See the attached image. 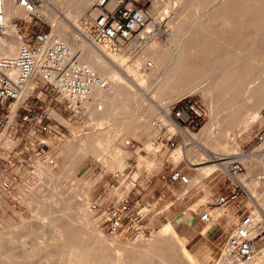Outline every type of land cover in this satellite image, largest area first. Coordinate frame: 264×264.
Listing matches in <instances>:
<instances>
[{
	"label": "bare ground",
	"instance_id": "1",
	"mask_svg": "<svg viewBox=\"0 0 264 264\" xmlns=\"http://www.w3.org/2000/svg\"><path fill=\"white\" fill-rule=\"evenodd\" d=\"M45 1L49 4L53 2L52 7L44 3L42 9L38 8L39 17L49 23L54 36L66 40L73 50L79 51L80 59L105 81L103 87L95 89L83 102L84 109L92 121L91 131L84 135L78 133L75 139H69L62 145V151L71 153L72 158L82 159V156L89 154L96 160L112 166L114 160L117 161L118 152L110 145L111 138L133 130L130 122L137 116H142L144 119L142 121L145 123L151 122L154 117L164 120L168 108L166 104L162 105L163 102L174 101L191 92H197L204 97L210 109V118L195 134L189 133L187 129H178V132L187 140H191L194 148L201 150V161L198 164L209 161L210 157L212 162H215L225 159L219 156L218 151L235 150L233 142L230 140L232 142L230 145L225 144L224 139L233 140L236 128L244 125L249 119H256L258 112L264 106V0H225L228 14L215 15L220 16L219 22L216 23L217 29H213L203 16L218 0H203V4L194 15L190 29L186 31L183 28L186 32L179 37L176 47L171 52H166L167 48L162 49L160 44L152 41L135 57V61L142 62L144 67L148 65L147 57L152 59L148 65L150 74L135 72L136 78L130 77L132 71L125 70L126 67L125 69L119 67L117 71L112 61L108 60L96 43L88 42L79 35L78 40L74 37V31L71 32L76 29L79 16L83 15L95 0ZM116 3L117 0H110L107 7L113 8ZM0 6L2 12L0 56H12L22 42L19 31L13 26L11 19L15 16L24 17L25 14L15 5L14 0H1ZM95 14V12L91 13L92 16ZM152 26L154 27L149 23L140 32L143 37L148 35V41L155 35L148 33ZM186 27L189 28L188 24ZM176 38L175 33H170L169 43L174 42ZM80 40L85 46L79 43ZM148 41H136L131 44H145ZM86 45L89 46L87 51ZM156 73L155 77L152 76ZM147 81H149L147 89L142 88L141 83ZM30 89L31 86L28 85L26 90L30 91ZM150 101L159 103L161 110L157 111L158 109L150 104ZM155 128L158 130L157 127ZM6 131L7 126L0 134V144L9 143ZM204 151L211 156L207 157ZM260 156L264 157V154ZM225 164L226 161H223L210 166L224 170L228 166ZM260 164L257 167L250 159L247 163L248 170L255 167L263 171L264 159ZM202 168L198 167V169ZM236 177L239 179L238 176ZM247 188L252 193L249 194L264 208V193L257 192L248 185ZM86 210L87 207L83 208V212L77 217L82 222V229L88 228L92 223L88 219ZM250 211L252 212V209ZM30 226L33 225H24L15 233L22 236L30 231ZM40 231L41 233L35 238L36 241L31 244L32 251L19 254L11 251L15 238H12V242L5 243L3 241L5 236L1 235L0 255L5 252L8 254L0 264H110L109 258L107 261L100 249L90 247L92 235L87 234L89 233L87 230L86 234L77 230L72 220H53L48 228ZM93 235L95 236L94 233ZM172 235V230L166 227L147 242L141 239L142 236H138L130 243L132 247L123 248L122 251L116 248L112 250L115 260L119 264H198L185 249L180 237L178 238L181 241ZM6 236L12 237L10 233L9 237ZM83 236L85 239L82 238ZM175 240L178 242L177 249L171 248L170 245V242L176 244ZM124 251L132 253L128 255L126 252L125 255ZM221 257L236 262L226 257L224 251ZM238 263L264 264V254L257 255L250 262Z\"/></svg>",
	"mask_w": 264,
	"mask_h": 264
},
{
	"label": "rangeland",
	"instance_id": "2",
	"mask_svg": "<svg viewBox=\"0 0 264 264\" xmlns=\"http://www.w3.org/2000/svg\"><path fill=\"white\" fill-rule=\"evenodd\" d=\"M102 1L103 0L93 1L89 9L87 8L84 14L79 16V18L77 19V27L76 29L74 28L73 30H71V32L74 31V37H76L78 40L79 35L80 38L83 37L84 39H86V41H91L89 40L90 38L88 37V39L84 34L86 30L85 22L93 17L91 15L92 12H95L97 14L98 10L101 7H104L105 4V7L108 8L107 4L110 2V0H106L104 4L100 6L99 4L102 3ZM204 1L125 0L126 4L128 5L143 7L150 12L152 16V20L150 23H152L154 27L152 26L150 32L148 33H152V35H155H153L151 40H149L145 44L137 43L136 45H132L131 43L119 42L115 46H113L104 42H99L96 45H98L102 52L105 53L104 55H106L108 60L112 61L110 62L114 65L117 71H119V67L123 69H125L126 67L125 70L132 71L130 72L131 78H136L135 74L139 71V74H150L148 65H150L152 59L147 57L148 65L144 67L142 62L135 61V57H137V55H139L143 51L144 47L148 46L152 41L160 44V46H162V49L167 48L165 49L166 52H171L176 47V43L179 37L190 29L194 15ZM44 3L48 2L45 0H40V9H42V5ZM51 3L53 4V2H50V4L48 3L50 7H52ZM240 9V11H242V7H240ZM217 13L224 16L228 14L225 0H218L217 3H215L209 9V11L205 12V16H203V19L210 22V26L213 29H217L216 23L219 22L218 20L220 19V16H215ZM211 19H213V21H211ZM36 24L43 29L51 28L49 23H47V21L43 19L42 21H37ZM184 24L186 26L188 24L189 28ZM170 33H175L177 38L174 40V42L169 43L168 36ZM79 43L85 46V43L83 41L80 40ZM86 48L87 49L85 50L87 51L89 49V46L86 45ZM156 75L157 73L153 74L152 76L155 77ZM148 82L149 81L145 82L146 84L143 82L145 85L141 83L142 88L147 89L149 85ZM186 97L195 100L202 111V116L199 119L198 124H193V126H190V128L187 129L189 133L195 134L210 118V109L204 97L200 93L191 92L189 94H186L185 96L175 99L174 101L166 100L162 103V105L166 104L169 110L175 102ZM150 104L154 105V107L158 109L157 111L161 110L159 107V103L150 101ZM158 118L159 117H154L153 120ZM142 120H144L142 116H137L130 122V125L133 126V130H131L129 133H124L121 136L110 139V145L116 148L118 152L117 161L114 160V164L112 166L106 165L102 161L96 160L92 155L89 154L82 156L83 158L81 159L80 157L72 158L71 153L62 151V145H64L67 140L75 139L78 133L84 135L85 133H89L91 131L92 121L86 111L85 116L81 120H76L74 122L63 121V124L67 126L66 133L63 137L60 138L47 139V143L49 145L40 148L43 151H48L46 154H38L40 152V150H38V152L36 153L29 152L27 154L19 156L16 154V152L21 149L20 145L8 156L9 160H11V162L14 163L15 166L8 169L6 174L7 176L11 177L14 182L12 184V190L10 192H6L0 189V236H5V238L3 239L5 243H10L12 242V238H15L16 245L13 244L11 246V251L13 253L19 254L22 252L32 251L31 244L36 241V236L41 233L40 229L42 230L44 228H48L53 220H72L77 227V230H81L82 232H84L85 227L82 229V222L77 217L83 212V208L87 207L86 213L88 219L92 223L88 228H85L84 233L86 234L88 231L89 233L87 234H89L90 236L92 235L89 242L90 247H96V249H100L101 252L105 255L107 261L110 260V264H119L115 260V256L112 250L116 248L122 251L123 248L132 247L130 243L135 241L138 236H121L117 233L113 234L107 231L104 225H99L98 214L94 211L93 208L90 209V203L103 192L106 193V197H111L114 194L115 191L110 188V185H112L113 183L117 184L118 182L115 181L113 175L115 172H120L123 169L125 172H127L126 174L130 175L132 178L138 177V181H144L146 179L147 173H149V177L151 176L150 174H153V176L150 177V181L144 186L142 190V196L143 198L155 201L153 207H145V210H147L148 208H153L152 211L154 213H156L157 211H162L164 208H166L173 200V195H175L176 198H180L178 202H175L176 205L174 206L177 207L184 202V200H181L182 191L189 192V190L192 188L200 189L202 188V186H204L205 178L201 182H196L191 188H188V185L184 186L180 183H175L168 186L165 180L162 179L160 175H155L156 172L160 168H164L167 163L174 164L179 168H182L183 171L187 173L189 178H191L192 180V176L195 175L196 168L198 167L206 165L210 166L213 163H221L223 161H226V166L229 160L237 159L243 165L241 174L237 175L240 179L238 180L244 185L245 189L249 193H251L248 190L247 185L254 186L252 188L257 192L264 193V169L263 171H261L258 168L254 167L252 168L253 170L251 169L249 171L247 165V163L251 159V161H253V165H256L258 167V165H261L260 163L262 159H264V157L260 156L261 154H264V146L263 144H257L254 139L256 133L264 128V106L258 112V116L256 117V119H249L244 125L236 128V130L234 131L235 136L233 137V140L231 138L224 139L225 144L227 143L230 145L233 142V145L235 147L234 151H218L217 153L219 154V156L225 159L216 160L215 162H212L213 160L210 157L211 155L204 151L203 153L207 157H210V160L201 164H198L201 161V150L199 148H194V144L191 140H187L179 132V134L175 136L173 145H164L161 141L156 142V137L160 135V132L155 128V125H153V120L151 119V122L149 123H145ZM17 137L18 140L14 141L13 145L19 142L21 136ZM8 145L9 143L7 144V146ZM46 156L54 158L53 164H46V161L42 160L43 157ZM245 158L250 159L244 160ZM74 161H76L77 163H75ZM196 164H198V166ZM206 171L209 173L212 171L215 172L211 175L216 176L214 182H217V186L222 188L227 187V178L224 176L221 170L216 167H212L211 169H206ZM61 173H64V175H62ZM56 177H58L57 180ZM191 183L193 184V180L191 181ZM123 184L128 185V180H126ZM56 192L58 193V195ZM195 193L196 192L193 193V199L196 198V201L201 197L202 194ZM160 195L161 199L156 201ZM207 200H209L208 196L203 202H198V205L203 204ZM245 205L248 208L250 206V202L248 201ZM174 206L171 207V210L175 208ZM208 206L214 207V205L212 204H208ZM218 211L221 210H217V212ZM151 215L152 213L150 212L145 218V223H147V226L151 227L152 230L151 234L146 238L142 236L141 239H143V241L145 242H147V240H151L157 232H159L163 229V227L169 224L162 217L160 218L158 217V215L152 217ZM74 221L77 223H75ZM29 224L33 225L29 227V232L24 233V235L22 236L15 233L19 228H22L24 227V225L26 226ZM232 231L233 230H231V232ZM9 233L10 236H12L11 238L9 237ZM93 233L95 234V236L93 235ZM6 235H8L10 239L7 238ZM173 235L172 236L174 238H178L175 233H173ZM93 237L95 238V240ZM82 238L85 239V236H83ZM180 239L182 240L185 249L193 256V259L198 264H239L238 262H231L229 259H224L221 257L223 253V246L227 237L225 239H222L220 236H218V238L214 242L215 246L213 248V253H208L202 250L196 251L193 249H189L187 248L186 241H184V239L182 238ZM180 239L178 238V240ZM175 241L176 244L175 242H170V245L172 246L171 248L177 249L178 246L176 245L178 242L177 240ZM96 244H98V246ZM126 252L128 255L132 253L130 251ZM126 252L124 253L125 255ZM7 254L8 253L5 252L0 255V262Z\"/></svg>",
	"mask_w": 264,
	"mask_h": 264
},
{
	"label": "built area",
	"instance_id": "3",
	"mask_svg": "<svg viewBox=\"0 0 264 264\" xmlns=\"http://www.w3.org/2000/svg\"><path fill=\"white\" fill-rule=\"evenodd\" d=\"M14 1L25 14L11 19L22 43L14 55L0 56V134L7 126L9 141L8 146L0 144V189L6 192L12 190L14 182L6 172L15 166L8 156L20 145L21 149L16 152L19 156L38 150V154H46L48 151L40 148L49 145L47 139L63 137L67 130L63 123L81 120L85 116L84 100L95 89L104 86L97 72L80 59L79 51L73 50L66 40L54 36L51 28L43 29L36 24L42 21L38 15L40 0ZM105 5L85 22L84 34L89 40L113 46L119 42L148 41V35H140L152 20L147 9L128 5L125 0H117L113 8ZM1 14L0 11V17ZM28 85L31 86L30 91L26 90ZM201 116L202 111L195 100L189 97L180 99L165 112L164 120H153V125L160 132L155 141L173 145L178 129L197 125ZM17 136H21L20 140L13 145L18 140ZM254 139L257 144L264 145V128L256 133ZM46 157L42 160L53 164L54 158ZM242 170L239 160H229L228 166L221 170L228 181V193L217 196L212 205L225 211L240 195L245 196L244 204L250 201L247 213L234 226L223 246L226 257L247 263L264 254V208L237 179ZM126 173L124 169L115 172L113 178L118 183L110 185L114 194L111 197H106L104 192L99 194L90 203V209L98 214L99 225H104L107 231L146 238L152 230L145 223L149 208L145 210L141 197L153 174L149 177L147 173L144 181H138V177L132 178ZM155 175H160L168 186L175 183L187 186L189 183L188 174L174 164L167 163ZM126 180L128 185L123 184ZM187 194L184 191L181 198H186ZM211 211L205 209L199 214V220L206 226H212L219 217L214 218Z\"/></svg>",
	"mask_w": 264,
	"mask_h": 264
},
{
	"label": "crops",
	"instance_id": "4",
	"mask_svg": "<svg viewBox=\"0 0 264 264\" xmlns=\"http://www.w3.org/2000/svg\"><path fill=\"white\" fill-rule=\"evenodd\" d=\"M201 167L203 168H196V173L194 176H192L193 184L191 183L192 180L190 178L188 188L194 186L196 182L203 181V179L205 178L204 186H202V188L190 189L188 192L190 194H187L186 198H181L182 201L184 200L183 204H180L177 207L174 205H176L175 202H178L180 198H176L175 195H173V200L166 208H164L162 211H157L156 213L152 211L153 208H149V212L147 213V215L151 212L152 217L158 215V217H162L163 219H165L169 224L163 228L169 227L172 230V233H175L178 237L184 239V241H186L187 248L196 251L202 250L208 253H213V248L215 246L214 242L218 238V236H220L222 239H225L229 235L231 230H233L237 222H239V220L247 213L248 210L246 205L244 204V195H240L234 203L229 204L225 208V211L218 206H208V204H212L214 202L217 196L225 195L226 193H228V189L227 187H219L217 186V182H214L216 176H212L211 174L215 173V170L210 173L206 171V169H211L212 167L208 165ZM249 187L252 188L254 186ZM194 192L202 194L201 197L196 201V198L193 199ZM181 193H183V191ZM207 196L209 200H207L203 204L198 205V202H203L207 198ZM160 199L161 195L156 201ZM141 202L145 207H153L155 201L143 198L142 196ZM173 206L175 208L171 210V207ZM206 208L212 209L214 218L219 216L217 221L212 226H206L199 220L200 212L205 210ZM217 210L221 211L217 212Z\"/></svg>",
	"mask_w": 264,
	"mask_h": 264
}]
</instances>
